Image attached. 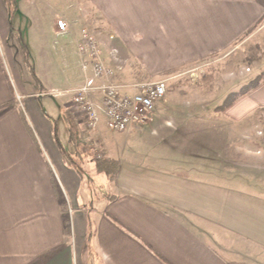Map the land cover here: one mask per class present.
Listing matches in <instances>:
<instances>
[{
    "label": "crops",
    "instance_id": "0c3cea01",
    "mask_svg": "<svg viewBox=\"0 0 264 264\" xmlns=\"http://www.w3.org/2000/svg\"><path fill=\"white\" fill-rule=\"evenodd\" d=\"M84 1L107 31L102 62L118 86L131 84L126 77L155 78L227 55L264 31V0ZM9 14L0 0V264H264V138L245 128L264 112V80L225 112L216 107L224 118L207 114L213 110L207 103L162 101L149 123L124 133L122 146L107 145L99 126L87 128L72 110L70 92L85 78L69 36L59 39L55 30L57 19L68 20L39 18L28 37L35 52L40 47L46 89L63 88L64 106L57 108L66 110L80 146L88 145L94 172L101 161L118 164L108 195L92 208L95 178L80 172L53 139L40 102L46 91L33 90L18 71L22 34ZM68 23L75 35L83 27ZM257 59L248 61L257 66ZM155 122L170 143L161 137L156 151L139 149V138L137 148L129 145L133 132L141 137ZM187 124L205 126L206 134H183ZM234 127L242 132L230 139ZM213 128L221 131L215 138Z\"/></svg>",
    "mask_w": 264,
    "mask_h": 264
},
{
    "label": "rangeland",
    "instance_id": "374dc122",
    "mask_svg": "<svg viewBox=\"0 0 264 264\" xmlns=\"http://www.w3.org/2000/svg\"><path fill=\"white\" fill-rule=\"evenodd\" d=\"M3 5L10 12L11 24H13L16 29L20 30V34H22L21 46L19 47L20 53L16 59L18 71L25 75L27 81L30 80L33 90L36 92L46 91V96L40 99V102L42 103L45 114L53 122L52 137L59 146L60 151L63 154L67 153L66 155H68V158L76 165L80 172H84L85 176H93L95 178L93 181L96 187L94 191L95 197L91 199V206L97 209V206H100L99 202L102 204L104 197L108 195V186L112 179L104 174H101L99 178L97 177V167L95 166L96 173L92 167L93 155L87 152L90 150L87 147L88 145L86 144V148H82L77 142L76 133L66 125V110L57 108L59 106H64L62 101L66 96L60 93L63 88L46 89L48 86L46 78L43 76L40 77L38 74L39 65L36 52L38 50L39 53L40 49L38 48L40 47H36L37 50L35 52V47L30 46L33 43L29 44L28 35L33 36V28L38 24L39 18L48 23L55 16H64L68 22L77 20L79 25L86 28L99 41L104 40L103 38L107 31L98 26L99 16L96 14L94 6L84 0H3ZM65 13L74 16L69 19ZM79 16L82 17V20L77 19ZM262 36H264V31H262L257 38H248L249 36H246L232 47V50H230L231 53L227 55L223 53L212 60L200 62L180 72L178 71L177 73H166L165 75H160L155 78H147L144 76H137L136 78L126 77L123 82L134 84L163 80L166 82L167 87L166 96L163 100L164 102L182 105L196 102L207 103L210 108H213V110L207 111V114L210 113L214 117L224 118L225 116L215 112L214 109L221 106L229 94L238 92L242 86L247 85L257 78H264V53L262 46L264 40L261 38ZM239 44L242 46H239ZM252 58H258L257 66L251 61H248L252 60ZM244 67L250 68L252 72L250 74L240 75L239 70ZM135 71H139L137 72L138 74H145L141 70ZM245 71L249 72V69ZM128 92V90L123 91V93ZM250 118L253 119V116ZM254 119L257 120L258 124L254 127L251 125L245 128L248 129L249 134L260 133L263 136L262 138H264V112H258L254 116ZM97 125L99 126L100 137L106 140L105 142L107 145L116 143L122 146L124 144L125 134L110 131L106 127V121L102 116ZM217 129L213 128L212 133L209 132L214 138L221 133V131ZM204 130H206L205 126H194L189 124L179 129L180 132L186 135L206 134L203 132ZM144 131L141 137H138L134 132L131 134L133 141H131L129 145L133 144L134 149L137 148V142H134L137 138L143 141V144L139 143V149L144 146L145 148L154 149L153 151H156L158 148H161L156 143L161 137L164 138L167 143H170V135H168L165 132L166 130L161 128L156 122L144 128ZM222 132L225 134L224 130H222ZM241 132L242 131L234 127L230 132V139H236L234 135L240 134ZM86 136L91 137L92 134L87 132ZM211 144L214 150L220 149V142L214 141ZM233 145L235 146L236 143H232V147H234ZM110 176H112V171L110 172ZM98 180H100V185H98Z\"/></svg>",
    "mask_w": 264,
    "mask_h": 264
},
{
    "label": "built area",
    "instance_id": "2783aa9c",
    "mask_svg": "<svg viewBox=\"0 0 264 264\" xmlns=\"http://www.w3.org/2000/svg\"><path fill=\"white\" fill-rule=\"evenodd\" d=\"M55 30L59 38L69 36L66 42L71 55L78 58L85 78L70 94L72 110L84 118L87 128H95L101 116L106 127L115 133H125L135 125L151 121L156 106L165 99V81L118 86L112 82L114 70L102 62L100 41L92 33L82 27L75 35L72 25L60 18L55 21ZM124 90L129 92L123 93Z\"/></svg>",
    "mask_w": 264,
    "mask_h": 264
},
{
    "label": "trees",
    "instance_id": "16d2710c",
    "mask_svg": "<svg viewBox=\"0 0 264 264\" xmlns=\"http://www.w3.org/2000/svg\"><path fill=\"white\" fill-rule=\"evenodd\" d=\"M167 74H170V73H167ZM263 80H264L263 78H257L254 81H251L247 85L240 88L238 92L229 94L226 97L223 104L219 107L218 111L225 112L226 110L231 108L237 102L239 98L244 97L248 95L250 92L256 90L260 86V84L263 82ZM117 168H118V164L113 161H101L97 165V169L100 172L105 173L107 176H109L110 179H112L111 183L114 182L115 171L117 170ZM111 171H112V176H110Z\"/></svg>",
    "mask_w": 264,
    "mask_h": 264
}]
</instances>
